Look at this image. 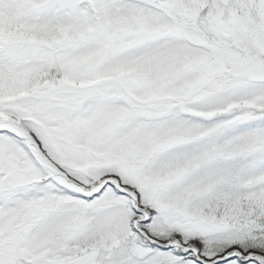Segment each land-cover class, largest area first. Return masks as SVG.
Here are the masks:
<instances>
[{
	"label": "snow or ice",
	"instance_id": "6c2138e0",
	"mask_svg": "<svg viewBox=\"0 0 264 264\" xmlns=\"http://www.w3.org/2000/svg\"><path fill=\"white\" fill-rule=\"evenodd\" d=\"M0 264H264V0H0Z\"/></svg>",
	"mask_w": 264,
	"mask_h": 264
}]
</instances>
